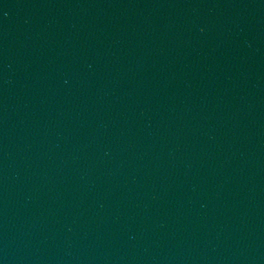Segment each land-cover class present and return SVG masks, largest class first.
I'll return each mask as SVG.
<instances>
[{"label": "water", "instance_id": "1", "mask_svg": "<svg viewBox=\"0 0 264 264\" xmlns=\"http://www.w3.org/2000/svg\"><path fill=\"white\" fill-rule=\"evenodd\" d=\"M0 264H264V0H0Z\"/></svg>", "mask_w": 264, "mask_h": 264}]
</instances>
